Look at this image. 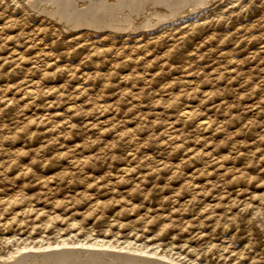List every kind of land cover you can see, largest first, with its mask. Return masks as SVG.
Listing matches in <instances>:
<instances>
[{"label": "rangeland", "instance_id": "374dc122", "mask_svg": "<svg viewBox=\"0 0 264 264\" xmlns=\"http://www.w3.org/2000/svg\"><path fill=\"white\" fill-rule=\"evenodd\" d=\"M102 1L0 0V264H264V0Z\"/></svg>", "mask_w": 264, "mask_h": 264}, {"label": "bare ground", "instance_id": "6f19581e", "mask_svg": "<svg viewBox=\"0 0 264 264\" xmlns=\"http://www.w3.org/2000/svg\"><path fill=\"white\" fill-rule=\"evenodd\" d=\"M89 1V0H88ZM109 1H111L112 2V0H109ZM177 1V0H176ZM185 1V0H184ZM209 1H211V0H203V4H201V5H204V3H207V2H209ZM74 2V1H73ZM97 2V1H96ZM95 2V3H96ZM102 2H104V0L102 1ZM96 3V4H92V5H90L89 4V6H85V7H82V8H78L77 9V11H75L76 13H77V17L78 16H82V14H84V13H88V12H94L93 13V15H95L96 13H100L101 15L102 14H104V16L103 17H105L106 16V14H109L110 13V10H114V9H112V7H113V5H109L108 3H107V1L105 0V2L106 3ZM139 2V1H138ZM195 2V1H194ZM44 3V2H43ZM65 3H67V1H65ZM75 3V2H74ZM77 5L78 6H84V4H85V0H81V1H79V0H77ZM116 3V2H115ZM155 3V2H154ZM154 3H152V0H144L143 1V5H145L146 7H150V6H152V4H154ZM165 3V2H164ZM34 4H35V2H34ZM45 4H46V2H45ZM83 4V5H82ZM87 4V3H86ZM175 4V3H174ZM174 4H173V8L175 7L176 8V6H174ZM193 4V3H192ZM48 5V4H47ZM46 5V6H47ZM61 5V4H60ZM64 5V4H63ZM68 5H71V4H68ZM136 5V4H135ZM155 5V4H154ZM166 5V4H165ZM170 5V4H169ZM34 6V5H33ZM53 6V5H52ZM55 6V5H54ZM62 6V5H61ZM120 6V5H119ZM134 6V5H133ZM168 7V6H167ZM193 7H195V6H193ZM200 7V6H199ZM61 8V7H60ZM68 8V7H67ZM77 8V7H76ZM114 8H115V5H114ZM120 8V7H119ZM134 8H136V7H134ZM142 8H143V6H142ZM151 8V7H150ZM156 8V7H155ZM45 9V8H44ZM62 9H64V7L62 8ZM118 9V8H117ZM130 9H131V7H130ZM137 9V8H136ZM178 9H180V7L178 8ZM183 9V8H182ZM192 9V8H191ZM125 10V9H124ZM129 10V9H128ZM140 10V9H139ZM148 10V9H147ZM177 10V9H176ZM175 10V11H176ZM96 11V12H95ZM115 11V10H114ZM153 11V10H152ZM180 11H181V9H180ZM60 12V11H59ZM66 12H68V11H66ZM130 13H132L131 11H129ZM129 12H128V14H129ZM137 12V11H136ZM174 12V11H173ZM184 12H185V10H184ZM184 12H181V13H184ZM188 12H189V10H188ZM187 12V13H188ZM51 13V12H50ZM54 14V16L56 17L57 16V18L58 17H60V13L57 15L56 13H55V11L53 12ZM140 13H141V10H140ZM157 13V12H156ZM175 13V12H174ZM177 13V12H176ZM176 13H175V15H176ZM180 13V14H181ZM66 14V13H65ZM126 14V13H125ZM166 14V13H165ZM179 14V13H178ZM178 14L176 15V16H178ZM98 15V14H97ZM121 15V14H120ZM130 15V14H129ZM131 15H133V14H131ZM151 15V17H154V16H152V14H150ZM172 15V14H171ZM174 15V14H173ZM172 15V16H173ZM65 16V15H64ZM73 16V15H72ZM128 16V15H127ZM160 16V15H159ZM70 17H71V15H70ZM76 17V16H75ZM92 17V16H91ZM102 17V16H101ZM140 17V16H139ZM138 17V18H139ZM144 17H145V14H144ZM155 17H157V16H155ZM174 17V16H173ZM129 18V17H128ZM171 18V17H170ZM65 19H66V17H65ZM73 19V18H72ZM77 19V18H76ZM79 19H80V17H79ZM82 19V18H81ZM96 19V18H95ZM109 19V18H108ZM127 19V18H126ZM148 19V18H147ZM151 19V18H150ZM149 19V20H150ZM167 19H168V17H167ZM59 20H63V19H59ZM78 20V19H77ZM83 20V19H82ZM86 20V19H85ZM88 20V19H87ZM105 20V19H104ZM113 20V19H112ZM121 20V19H120ZM65 21V20H64ZM63 21V22H64ZM89 21V20H88ZM90 21H92V20H90ZM126 21V20H125ZM155 21H156V19H155ZM59 22H61V21H59ZM71 22V21H70ZM72 22H74V21H72ZM72 22H71V24H72ZM80 22V21H79ZM79 22H74L73 24H79V26H81L80 25V23ZM84 22V21H83ZM95 22V21H94ZM65 23V22H64ZM68 23H69V20H68ZM67 23V24H68ZM86 23H88L87 21H86ZM121 23V22H120ZM150 23V22H149ZM149 23H147V24H149ZM93 24V23H92ZM110 24V23H109ZM116 24V23H115ZM119 24V23H118ZM153 24H154V22H153ZM84 25V24H83ZM134 25V24H133ZM76 26V25H75ZM74 26V27H75ZM113 26H114V24H113ZM141 26V25H140ZM153 26V25H152ZM72 28V27H71ZM141 28V27H140ZM149 28V27H148ZM98 29V28H97ZM110 30V29H109ZM131 30V29H130ZM67 245V244H66ZM66 249V248H65ZM77 250V249H76ZM82 251V250H81ZM80 252V251H79ZM20 253V252H19ZM22 253H24V252H22ZM110 253V252H109ZM113 253V252H112ZM43 254V253H42ZM59 254V253H58ZM57 254V255H58ZM102 254V253H101ZM50 255V254H49ZM65 254L64 253H62V255L61 256H64ZM87 255V254H86ZM89 255V254H88ZM104 255V254H103ZM34 256V255H33ZM32 256V257H33ZM110 256V255H109ZM14 257V256H13ZM64 257H67V256H64ZM141 257V256H140ZM96 258V257H95ZM61 260V259H60ZM158 260V259H157ZM95 261V260H94ZM137 261V260H136ZM148 261V260H147ZM135 262V261H134ZM130 264V263H129ZM149 264V263H148ZM153 264V263H152Z\"/></svg>", "mask_w": 264, "mask_h": 264}]
</instances>
